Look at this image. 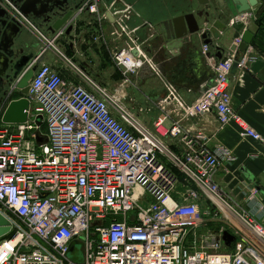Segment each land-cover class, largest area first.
<instances>
[{"label":"built area","instance_id":"1","mask_svg":"<svg viewBox=\"0 0 264 264\" xmlns=\"http://www.w3.org/2000/svg\"><path fill=\"white\" fill-rule=\"evenodd\" d=\"M101 8V0H86L76 16H98ZM124 12L111 15L121 34L123 21L115 17ZM44 41L46 50L51 43ZM240 44L241 36L234 40ZM132 50L113 55L125 76L142 65L141 51L134 58ZM233 63H213V83L191 105L168 92L182 119L213 111L221 127L233 122L242 137L264 144L231 108ZM84 78L89 89L41 62L25 96L27 122L0 123V214L10 226L0 239V264H75L67 257L73 241L83 245L82 264H264V224L239 215L215 183L222 163L234 160L230 151L209 149L206 136L190 135L179 121L167 125L165 114L150 129ZM37 137L46 143L37 146ZM163 138L178 141L180 152ZM259 210L264 216V204ZM222 214L227 227L199 234ZM224 232L234 238L230 249Z\"/></svg>","mask_w":264,"mask_h":264},{"label":"crops","instance_id":"2","mask_svg":"<svg viewBox=\"0 0 264 264\" xmlns=\"http://www.w3.org/2000/svg\"><path fill=\"white\" fill-rule=\"evenodd\" d=\"M188 1L101 0L99 15L79 14L67 41H59V50L48 47L43 62L59 70L69 82L89 87L84 78L88 77L120 102L127 97V90L135 89L142 102L139 116H151L150 125H146L150 129L155 119L165 114L169 116L167 125L170 121H179L190 135L206 136L209 149H228L234 160L222 163L215 183L239 215L248 214L264 224L259 210L264 204V144L242 137L233 122L221 127L213 111L182 119L168 92L173 89L174 95L185 105L199 100L215 78L213 63L234 58L237 52L234 40L248 30L252 42L239 59H246L245 67L230 72L228 94L231 108L264 141V0H258L257 6L219 39H212V46L204 45L193 36L190 43L173 47V42L167 43L162 38L163 23L191 12H184ZM195 7L201 9L196 3ZM105 8L112 16L125 10L115 17L116 21H123L124 33L121 34L106 15L100 14ZM42 43L46 44L43 40ZM204 46H208L207 53L203 51ZM130 48L141 51L138 59L142 60V65L133 75L125 76L123 69L116 66L113 55ZM132 56L137 58L138 52ZM162 140L172 151L180 152L178 141Z\"/></svg>","mask_w":264,"mask_h":264},{"label":"water","instance_id":"3","mask_svg":"<svg viewBox=\"0 0 264 264\" xmlns=\"http://www.w3.org/2000/svg\"><path fill=\"white\" fill-rule=\"evenodd\" d=\"M86 0H31L27 6L33 11L38 6L50 7L52 12L55 10V21L50 27V33L56 34L66 26L64 37L68 38L75 24L76 12ZM186 3L184 12L191 11L179 17L163 23V39L167 43H172L173 47L180 48L182 44L190 43L191 37H198L204 45H211L212 39H219L221 34L231 26H235L240 19L249 13L258 4V0H189ZM195 3L200 10L195 13ZM20 12L24 15L22 8ZM105 14L110 23H114V18L105 9L100 14ZM11 15L0 8V75L9 70L12 74L11 82H15L20 98L9 103L2 114L0 122L5 125H21L27 122V111L29 103L25 96L28 93V85L33 77L36 67H30L34 61V55L31 54L26 58L20 57L24 49H35L37 44L26 36L24 28ZM48 40V39H47ZM175 42V43H174ZM252 42V35L245 30L241 36V44L237 47L234 56L231 73L237 68L239 59L247 52L248 46ZM44 48L46 46L44 45ZM136 56L137 51H132ZM220 58V57H219ZM221 59V58H220ZM224 61V59H223ZM82 70V68H81ZM38 118V122H40ZM37 146L46 143L43 137H37L35 140ZM10 226L3 215L0 214V239L8 235ZM222 241L226 248L230 249L234 238L224 232ZM67 257L75 264L83 263V245L80 242L73 241L68 248Z\"/></svg>","mask_w":264,"mask_h":264},{"label":"flooded vegetation","instance_id":"4","mask_svg":"<svg viewBox=\"0 0 264 264\" xmlns=\"http://www.w3.org/2000/svg\"><path fill=\"white\" fill-rule=\"evenodd\" d=\"M30 1L31 0H0V8L9 13L11 17H13L15 21L24 28L26 36H29L31 41L34 42V44H37L35 49L25 48L20 56L26 58L33 54L34 61L31 62L30 67L32 68L35 66L37 70L39 64L43 62L44 54L46 52L42 43V38L48 39L51 43V47L56 50H59V41L64 43L68 38L61 37L55 39V35L50 33V27L56 19L54 17L55 10L50 12V7L40 8L38 6L37 10L33 11L30 6H27ZM21 8L25 13L24 15L20 12ZM200 10L203 9L194 8V11H196L195 13H198ZM10 77H12V74L9 70L4 72L3 75H0V120L7 105L20 98L16 84L15 82L10 81Z\"/></svg>","mask_w":264,"mask_h":264},{"label":"rangeland","instance_id":"5","mask_svg":"<svg viewBox=\"0 0 264 264\" xmlns=\"http://www.w3.org/2000/svg\"><path fill=\"white\" fill-rule=\"evenodd\" d=\"M48 37V36H47ZM50 37V36H49ZM42 40L44 41V38H42ZM44 43H46L44 41ZM47 45V43H46ZM51 47V46H50ZM84 88L89 89V87L87 85H83L81 84ZM102 86V85H101ZM132 88V87H130ZM111 89V88H110ZM113 94V91L110 90ZM127 97L125 98V100L121 101L122 106L128 111V113H130L131 115L135 116L139 122H141L142 124H144L145 126H149L150 125V121L152 119H150L149 117L151 116H147L144 117L142 116L143 114H141V116H139L138 110H139V106L142 104L141 102V98L137 96V92L134 90H127ZM131 92V93H130ZM223 214H222V219H219V221H215V222H210L211 219H208L209 223L206 225V227H204V229L200 230V234H207L208 231H212V230H216L222 226L227 227V225L225 224V220H223ZM227 223V222H226Z\"/></svg>","mask_w":264,"mask_h":264},{"label":"bare ground","instance_id":"6","mask_svg":"<svg viewBox=\"0 0 264 264\" xmlns=\"http://www.w3.org/2000/svg\"><path fill=\"white\" fill-rule=\"evenodd\" d=\"M221 208L225 210V207H224L223 205H221ZM226 213H228V211H227ZM228 216H229V215H228Z\"/></svg>","mask_w":264,"mask_h":264}]
</instances>
